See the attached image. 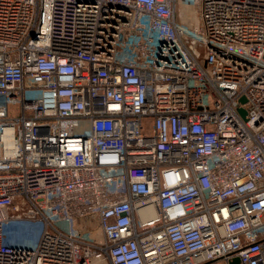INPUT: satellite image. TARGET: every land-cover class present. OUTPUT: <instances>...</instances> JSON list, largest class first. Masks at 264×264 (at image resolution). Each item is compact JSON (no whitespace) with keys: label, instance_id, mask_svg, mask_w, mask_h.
Instances as JSON below:
<instances>
[{"label":"built area","instance_id":"built-area-1","mask_svg":"<svg viewBox=\"0 0 264 264\" xmlns=\"http://www.w3.org/2000/svg\"><path fill=\"white\" fill-rule=\"evenodd\" d=\"M236 259L264 264V0H0V264Z\"/></svg>","mask_w":264,"mask_h":264},{"label":"rangeland","instance_id":"rangeland-1","mask_svg":"<svg viewBox=\"0 0 264 264\" xmlns=\"http://www.w3.org/2000/svg\"><path fill=\"white\" fill-rule=\"evenodd\" d=\"M177 19L180 23H185L187 25L193 26L201 21L198 6L195 4H188L186 2H179ZM8 233H16L19 237H25V232L27 229H21L20 227L11 224L8 227Z\"/></svg>","mask_w":264,"mask_h":264},{"label":"water","instance_id":"water-1","mask_svg":"<svg viewBox=\"0 0 264 264\" xmlns=\"http://www.w3.org/2000/svg\"><path fill=\"white\" fill-rule=\"evenodd\" d=\"M242 102H245V99H242ZM240 113L242 114V116L245 118L246 117V111L244 109H240ZM238 263V259L235 260V262L233 264H237Z\"/></svg>","mask_w":264,"mask_h":264}]
</instances>
